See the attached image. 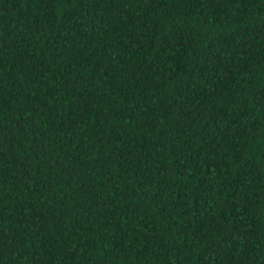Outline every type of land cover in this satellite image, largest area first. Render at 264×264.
Instances as JSON below:
<instances>
[{"label": "trees", "instance_id": "1", "mask_svg": "<svg viewBox=\"0 0 264 264\" xmlns=\"http://www.w3.org/2000/svg\"><path fill=\"white\" fill-rule=\"evenodd\" d=\"M0 264H264V0H0Z\"/></svg>", "mask_w": 264, "mask_h": 264}]
</instances>
